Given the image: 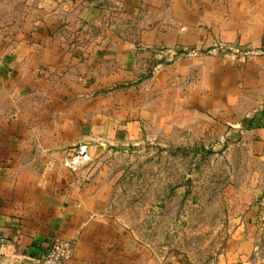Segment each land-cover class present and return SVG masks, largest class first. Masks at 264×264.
<instances>
[{
  "label": "crops",
  "instance_id": "crops-1",
  "mask_svg": "<svg viewBox=\"0 0 264 264\" xmlns=\"http://www.w3.org/2000/svg\"><path fill=\"white\" fill-rule=\"evenodd\" d=\"M0 5V264L55 240L72 244L65 264H187L106 214L107 165L152 139L231 153L213 264H264V0Z\"/></svg>",
  "mask_w": 264,
  "mask_h": 264
},
{
  "label": "rangeland",
  "instance_id": "rangeland-1",
  "mask_svg": "<svg viewBox=\"0 0 264 264\" xmlns=\"http://www.w3.org/2000/svg\"><path fill=\"white\" fill-rule=\"evenodd\" d=\"M229 154L221 146L164 147L157 139L120 152L107 165L116 176L106 214L131 245L187 264H213L226 234L215 224L225 202L220 188L238 174Z\"/></svg>",
  "mask_w": 264,
  "mask_h": 264
},
{
  "label": "built area",
  "instance_id": "built-area-1",
  "mask_svg": "<svg viewBox=\"0 0 264 264\" xmlns=\"http://www.w3.org/2000/svg\"><path fill=\"white\" fill-rule=\"evenodd\" d=\"M227 51L231 52L234 56L244 57L251 52L245 49L230 48ZM79 154L82 156L83 151L79 149ZM84 157V156H83ZM72 253V244L66 240H55L50 248L39 259L27 258L22 264H65Z\"/></svg>",
  "mask_w": 264,
  "mask_h": 264
}]
</instances>
